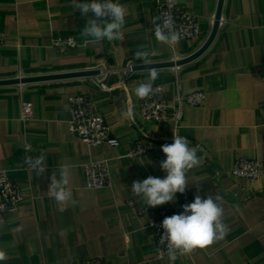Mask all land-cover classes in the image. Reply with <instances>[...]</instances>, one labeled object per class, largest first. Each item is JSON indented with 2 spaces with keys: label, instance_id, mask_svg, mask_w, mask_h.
I'll list each match as a JSON object with an SVG mask.
<instances>
[{
  "label": "crops",
  "instance_id": "1",
  "mask_svg": "<svg viewBox=\"0 0 264 264\" xmlns=\"http://www.w3.org/2000/svg\"><path fill=\"white\" fill-rule=\"evenodd\" d=\"M88 2V0H79ZM128 15L122 40L90 43L81 35L87 17L74 0H0V79L97 69L105 75L0 85V169L9 171L23 189V200L0 214L3 264H55L97 257L105 264H169L157 258L154 231L148 217L138 213L145 202L131 185L148 176L163 178L161 154L151 150L138 159L125 156L134 141L161 145L173 132L199 146L202 163L187 173L189 190L204 198L221 195L227 233L220 240L175 264H264V0H224L216 38L198 58L157 68L155 81L166 86L172 99L176 83L184 92L202 90V106L187 105L181 123L144 119L133 89L148 80L149 69L129 71L138 49L155 53L153 62L177 60L195 52L210 35L219 0H180L198 19L199 37L181 40L175 49L159 44L152 21L160 16L155 0H118ZM92 16V14H89ZM94 18V17H93ZM74 37L77 46L60 49L55 37ZM104 78L109 88H102ZM89 95L111 126L119 146L89 145L69 132L68 98ZM33 105L30 119L22 118V104ZM129 111L131 118L123 113ZM45 157L47 172L37 176L22 169L24 146ZM237 157L256 158L261 176L252 181L232 174ZM107 160L112 186L88 188L84 166ZM71 166L70 185L75 206L59 205L48 193L50 176L61 164ZM129 200L135 206L128 204ZM180 193L172 204H179Z\"/></svg>",
  "mask_w": 264,
  "mask_h": 264
},
{
  "label": "clouds",
  "instance_id": "2",
  "mask_svg": "<svg viewBox=\"0 0 264 264\" xmlns=\"http://www.w3.org/2000/svg\"><path fill=\"white\" fill-rule=\"evenodd\" d=\"M76 9L82 16L87 17L86 26L81 30V35L88 38L90 43L104 40L113 42L123 39V29L126 23L128 9L118 0H88L79 2L74 0ZM92 14V16H89ZM94 17V18H93ZM156 41L169 49L175 50L184 38L182 32L175 27V21L170 16H157L152 21ZM148 50L138 49L134 58L143 65H153ZM159 78V71L153 67L149 69L148 80L139 83L134 89V95L139 99H147L153 94V84ZM125 118H131L132 113H123ZM165 159L161 161L160 168L166 173L161 177L148 176L142 181H135L131 185L132 193L142 198L147 206L156 207L174 203L176 194H183L188 188L187 173L202 163L198 151L199 146H192L187 137L173 132V143L164 144L161 148ZM25 164L30 165L40 176L47 172V165L43 155L28 157ZM71 166L61 164L56 172L50 176L48 193L59 205V211L66 210L65 206H75L76 200L70 185ZM223 197L196 196L194 201L183 206V212L165 217L162 221L163 234L160 245L165 246L169 264H175L179 256L189 255L196 249H204L220 240L227 233V225L223 221L224 208L221 205ZM8 259L5 250L0 249V264Z\"/></svg>",
  "mask_w": 264,
  "mask_h": 264
},
{
  "label": "built area",
  "instance_id": "3",
  "mask_svg": "<svg viewBox=\"0 0 264 264\" xmlns=\"http://www.w3.org/2000/svg\"><path fill=\"white\" fill-rule=\"evenodd\" d=\"M180 0H155L160 16H170L175 21V27L183 34V39L199 37L202 33L201 25L197 17L188 9L180 6ZM222 19V18H221ZM4 42V36L0 33V49ZM53 45L60 49H70L77 46L74 37L58 36L53 39ZM136 63L132 61L126 66L129 71H135ZM100 74H109L114 68L105 65L99 67ZM104 78L99 80L102 88H109L103 83ZM206 101V93L202 90L184 92L180 82L176 83V91L172 99L166 94V86L161 83L153 84V94L147 99H139V112L146 120L158 123H166L170 120L178 126L183 120L184 110L187 105L202 106ZM70 107V119L68 122L69 132L77 135L82 141L89 145L109 144L119 146L120 140L112 134L111 126L106 121L105 116L99 112L89 95L75 94L68 98ZM33 115V105L29 101L22 104V118L28 120ZM173 143V139L167 144ZM166 144V143H164ZM154 145L141 141H134L126 150L125 156L129 159H138L151 150H157L161 154L162 161L166 158L162 152V145ZM22 169L33 170L30 165L25 164L28 157H38L42 154L32 149L30 145L24 146ZM232 174L237 178H245L256 181L261 176V163L256 158L237 157L234 161ZM85 183L88 188L98 189L112 186L111 174L107 160H92L84 166ZM196 196L204 198L198 189L189 190L186 188L183 194L180 193L179 204L168 203L161 206L150 207L144 204L138 213L148 217L149 226L154 231L155 253L157 258L167 257L165 246H161L159 241L163 234L162 221L165 217L183 212V206L194 201ZM23 200V189L10 175L6 169H0V214L16 210ZM130 206H135L133 200H129ZM55 264H105L102 259L90 257L63 261Z\"/></svg>",
  "mask_w": 264,
  "mask_h": 264
},
{
  "label": "water",
  "instance_id": "4",
  "mask_svg": "<svg viewBox=\"0 0 264 264\" xmlns=\"http://www.w3.org/2000/svg\"><path fill=\"white\" fill-rule=\"evenodd\" d=\"M223 7H224V0H219L213 29L206 39V41L199 47L195 52L191 53L190 55L183 57L181 59L177 60H168V61H159V62H153V65H143V64H137L134 67V70L136 69H149V68H161V67H170L175 65H182L185 63H188L196 58H198L200 55H202L212 44L214 39L217 36L222 13H223ZM101 73V70L99 68L97 69H87V70H79V71H69V72H62V73H52V74H44V75H29V76H17V77H10V78H4L0 79V85H14V84H23V83H31V82H39L44 80H55V79H64V78H72V77H80V76H97Z\"/></svg>",
  "mask_w": 264,
  "mask_h": 264
}]
</instances>
